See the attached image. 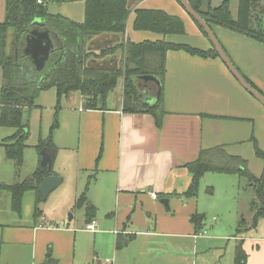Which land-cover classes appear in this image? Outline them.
Wrapping results in <instances>:
<instances>
[{"label": "crops", "instance_id": "obj_1", "mask_svg": "<svg viewBox=\"0 0 264 264\" xmlns=\"http://www.w3.org/2000/svg\"><path fill=\"white\" fill-rule=\"evenodd\" d=\"M50 3L47 6L51 14H60L78 23L85 20V0ZM129 7L131 13L124 36L106 35L92 40L89 43L91 51L99 54L121 39L136 43L166 40L204 50L212 47L179 0H129ZM138 8L163 10L181 17L185 33L163 35L134 29ZM6 13L7 1L0 0V23L6 19ZM34 25L40 29L26 38L24 47H27L26 53L32 63L42 70L51 53L42 64L33 55L29 40L32 42L36 32L45 30L41 24ZM211 28L240 73L264 95V42L218 25L213 24ZM118 56L119 51L92 60L102 66H115ZM6 81L0 66V98ZM121 83V100L110 98L109 93L105 104L96 109L86 108L81 91L63 95L60 100L55 87L41 91L36 100L37 107L29 116L30 121L32 112L58 104L57 112L50 111L56 113L55 130L52 131V122L48 132L41 131L38 143L51 135L57 150L56 158L60 159L55 174L62 176V164L68 166L71 163L82 178L88 179L94 201L104 204L105 210L110 211L107 216L113 215L105 224L115 235L116 251L106 263L264 264V230L234 236L235 251L237 253L240 246L246 253V261L237 262L236 255L233 260L222 261L225 251L221 248L216 260L210 261L205 256L210 247L203 244L202 249L199 247L204 234L202 224L192 220L198 215L194 201L184 195L192 181V173L186 164L197 159L204 149L223 146L228 154L246 160L254 175L261 174L264 161L256 155V146L264 152V105L242 86L220 56L202 57L183 49H171L166 55L160 98L164 116L160 127L151 113L124 109V77H121ZM141 101L139 107H153L156 103ZM40 162L39 156L38 168ZM62 179L64 181V177ZM151 192H156V199ZM162 199L169 200V210L180 213L169 226H164L158 217L162 214ZM37 215L34 227H18L13 230L15 233H11V226L0 224V264H72L73 232L52 225L45 217L41 221ZM44 232L49 237L39 241ZM120 236L124 247L117 249Z\"/></svg>", "mask_w": 264, "mask_h": 264}, {"label": "trees", "instance_id": "obj_2", "mask_svg": "<svg viewBox=\"0 0 264 264\" xmlns=\"http://www.w3.org/2000/svg\"><path fill=\"white\" fill-rule=\"evenodd\" d=\"M6 1V19L0 23V66L8 83L4 84L1 92L0 128L11 127L16 130L3 139L2 145L6 158L15 165L18 179L29 136V115L37 107L36 100L41 91L55 87L58 100L73 91H81L86 108L96 109L105 104L109 93L118 86L120 78L124 77V109L129 112L151 113L160 127L164 116L161 99L155 107H139L138 104L143 102L134 78L139 75H155L163 82L166 74V55L171 49H183L202 57H219L213 45L204 50L190 44L166 40L136 43L121 39L113 47L95 54L89 48L90 41L106 35L115 38L124 36L131 13L129 0H85V20L82 23L60 14H51L47 6L51 0H42V3L38 0ZM52 1L61 3L71 0ZM189 1L210 27L213 24L218 25L264 42V0H239L235 17L229 0H224L217 6L212 5V0ZM36 18L45 21V28L49 30L54 43L50 58L42 70H38L32 59L23 52L26 38L39 28L32 23ZM194 21L208 38L204 28ZM134 29L163 35L185 33L181 17L158 9H136ZM118 51L120 56L115 66H102L92 60L115 55ZM56 126L57 120L52 126V131ZM47 145L53 147L51 135L49 139L40 140L37 147L41 150ZM256 155L264 161V152L258 146ZM186 167L192 173L191 184L184 193L187 198L197 196L200 180L206 172L246 175L257 188L256 200L252 204V226L256 227L264 218V166L261 174L256 176L248 169V164L242 157L228 154L223 146H215L201 150L197 159L187 163ZM52 174L53 171L42 172L38 168L30 181L17 180L13 184H0V188L10 191L12 207L19 211L24 192L29 188L35 189L40 197V183ZM79 201L81 202V199ZM192 220L197 222L198 217L194 215ZM123 247L124 240L120 236L116 248ZM236 256L237 262L246 261V253L240 246Z\"/></svg>", "mask_w": 264, "mask_h": 264}, {"label": "rangeland", "instance_id": "obj_3", "mask_svg": "<svg viewBox=\"0 0 264 264\" xmlns=\"http://www.w3.org/2000/svg\"><path fill=\"white\" fill-rule=\"evenodd\" d=\"M50 2L54 3L52 0ZM229 2L235 17L238 12L239 0H229ZM201 34L205 36L203 32ZM189 38L191 39L188 34ZM23 52H27V47L24 48ZM150 86L156 90L153 82L150 83ZM121 95L122 83L120 78L118 86L110 92V98L116 97L121 100ZM57 105L47 108V110L42 108L32 112L19 179L16 176L15 165L6 158L5 148L2 145L3 139L13 134L15 129L11 127L0 128V184H13L17 180L30 181L33 178V174L38 169L40 152L37 146L40 134L41 131L43 133L48 132L51 123L54 124V120H57L56 113L50 112H54L52 109L57 112ZM29 116H31V112ZM53 165L52 171L55 174L60 166L59 157L55 159ZM65 165L62 164L61 166L64 181L47 196L41 211L37 190L29 188L24 192L21 208L17 211L12 207L10 191L0 189V224L11 226V233H15L13 230L16 231L18 227H34L36 224L35 216L38 214L37 216H40L41 221L42 217H45L52 225H59L63 229L68 228L73 232L74 257L72 260L70 259L72 264H98V260L107 264L106 260L112 259L116 251L115 235L107 230L109 228L105 224L113 215L107 216L110 211L105 210L104 204L94 201L88 179L82 178L75 168H72L71 163L68 166ZM255 167L257 170V166ZM256 189V185L250 178L240 173L229 174L209 171L202 176L198 194L191 200L194 201L198 221L203 226L201 230L204 236L200 239L199 247L201 249L203 245L210 247L205 255L209 257L210 261H215L222 250L225 251L222 261L233 260L236 255L234 236H240L238 234L241 236L250 235L264 230L263 218L258 223L257 228L252 226L254 216L252 204L256 200ZM160 204L162 214L159 213L158 217L164 226H169L172 224L174 216L180 213L172 209L169 210L164 203H161V200ZM92 220L96 222L97 229L95 231L87 229L88 223ZM103 223L106 226H103ZM25 234L28 238V233ZM48 237V233H41L39 241L46 240Z\"/></svg>", "mask_w": 264, "mask_h": 264}, {"label": "water", "instance_id": "obj_4", "mask_svg": "<svg viewBox=\"0 0 264 264\" xmlns=\"http://www.w3.org/2000/svg\"><path fill=\"white\" fill-rule=\"evenodd\" d=\"M224 0H212L211 3L213 6H217L220 3H222ZM182 6L187 11V13L196 20L205 30L206 34L208 35V38L210 42L212 43L213 47L218 52L220 58L226 63L230 71L233 73V75L236 77V79L242 84V86L248 90L257 100H259L264 105V95L259 92L257 89H255L247 80L246 78L240 73L238 68L234 65L222 45L220 44L218 38L216 37L215 33L213 32L210 25L207 23V21L191 6L189 0H180ZM214 13V10H212ZM33 24L38 23L43 25L45 28V21L41 18H36L33 22ZM49 30L45 28V30L36 32V37L31 40H29V45L31 44V50L35 57H37L38 62L42 64L50 55L51 51L54 48V43L49 35ZM31 42V43H30ZM38 65V64H37ZM133 67V66H131ZM135 84L138 87V90L140 91V98L143 99L144 102H155L153 104L157 106L160 103V98L162 94V81L159 77L155 75H139L134 78ZM153 82L156 86V90H153V88L150 86V83ZM8 83V81H6ZM57 150L56 148L52 146H46L40 151V169L42 172L46 171H52L53 164L56 159ZM63 179L61 176H58L56 174L49 175L43 179V181L39 185V193H40V209L42 210L44 208L45 200L47 196L55 190L61 183ZM162 203H164L167 207L169 206V200L168 199H162ZM100 264V261H99Z\"/></svg>", "mask_w": 264, "mask_h": 264}, {"label": "built area", "instance_id": "obj_5", "mask_svg": "<svg viewBox=\"0 0 264 264\" xmlns=\"http://www.w3.org/2000/svg\"><path fill=\"white\" fill-rule=\"evenodd\" d=\"M38 2L39 3H42V0H38ZM151 195H152L153 198H155V199L157 198L156 192H151ZM87 229L90 230V231H95V229H96V222L93 221V222L89 223L88 226H87ZM107 262H110V260H107Z\"/></svg>", "mask_w": 264, "mask_h": 264}]
</instances>
